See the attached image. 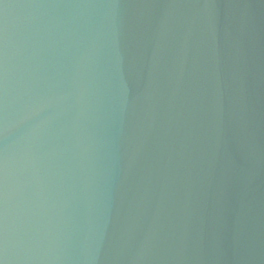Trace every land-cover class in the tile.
Instances as JSON below:
<instances>
[{"label":"water","instance_id":"1","mask_svg":"<svg viewBox=\"0 0 264 264\" xmlns=\"http://www.w3.org/2000/svg\"><path fill=\"white\" fill-rule=\"evenodd\" d=\"M0 264H39L0 124Z\"/></svg>","mask_w":264,"mask_h":264}]
</instances>
